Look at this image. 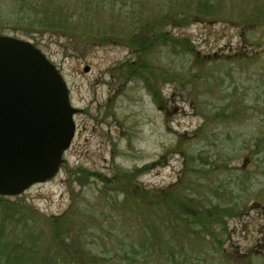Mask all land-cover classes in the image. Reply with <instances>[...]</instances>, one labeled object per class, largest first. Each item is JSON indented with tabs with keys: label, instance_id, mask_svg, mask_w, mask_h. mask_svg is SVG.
Masks as SVG:
<instances>
[{
	"label": "rangeland",
	"instance_id": "374dc122",
	"mask_svg": "<svg viewBox=\"0 0 264 264\" xmlns=\"http://www.w3.org/2000/svg\"><path fill=\"white\" fill-rule=\"evenodd\" d=\"M15 1L0 0V26L13 25ZM170 1L105 0L96 8L130 18L135 26L123 35L138 33L134 47H87L89 39L75 45L50 34L37 44L5 31L38 45L80 110L59 175L6 199L45 245L48 218L69 211L74 232L67 243L74 238L89 257L107 258L123 249L116 248L123 238L128 245L152 238L151 226L152 240L163 246L152 264H264V22L249 20L264 0H221V19L164 27L175 43L156 40L144 24L147 16L166 15ZM140 61L148 69L130 73ZM135 185L158 198L149 214L140 197L128 198ZM7 201L0 221L11 214ZM211 207L223 212L217 220L206 217ZM16 228L4 234L14 239ZM169 251L181 253L174 261Z\"/></svg>",
	"mask_w": 264,
	"mask_h": 264
},
{
	"label": "trees",
	"instance_id": "16d2710c",
	"mask_svg": "<svg viewBox=\"0 0 264 264\" xmlns=\"http://www.w3.org/2000/svg\"><path fill=\"white\" fill-rule=\"evenodd\" d=\"M222 1L225 2L226 0ZM15 2L18 12L11 13L14 19L6 17L14 20L15 24L12 23L13 25L11 26L1 24L0 34H4L5 31L10 30L13 33H17L26 39H32L35 42L42 39L45 35L50 34L51 36L66 37L75 45H78V42L82 43L83 39H89L86 45L87 47L89 45L93 47L103 46L105 44L114 45L117 43H129L130 47H134V42L139 39V37L136 36L138 33H132V36L127 38L123 35L126 29L131 30L130 28L135 26L132 25L130 27L129 21L131 20L130 18H126L125 14L106 15L98 12L96 8L99 6L105 7V0H102V2L100 1V3L95 6H93L92 0H16ZM220 2L221 0H176L174 4L170 1L169 3L174 5L172 7L169 6V12L166 15L147 16L148 20H146L144 24L155 31L156 40L173 41L175 43V39L172 38V35L170 37L168 32H161L164 27L171 26L178 28L196 19L200 20V22H206L209 21V19H221L223 18L221 17L222 15L216 13L219 11ZM116 4L117 3H111V6L116 7ZM143 6L145 7L146 5ZM95 9L97 12H95ZM253 16L254 17L249 18V20L254 21L256 25L263 24L264 5L262 7L256 6ZM245 20L247 21V18ZM94 23L97 25L93 26ZM134 23L136 24V22ZM234 23L238 24V22ZM135 28L134 32L139 31L140 25ZM37 44H39V41ZM191 51H193V49H191ZM242 55L238 56L241 57ZM238 56H234L233 58H237ZM140 62L132 66L129 65V67H131L129 72L138 73V71L148 69L146 65ZM126 178L128 181L131 180L129 176ZM138 187V185H135V187L132 186V192L129 191V196L131 197L128 198L133 200L134 198L140 197L142 202H145L144 205H146V211L149 214V206H151L153 201H157L158 198L153 195V201H151L149 192L142 189L140 190ZM127 190V186L125 188L123 187L124 192H127ZM167 192H171V189ZM161 197L164 198L165 193H161ZM6 198L7 197H0V203L4 202V200L7 201ZM129 202L130 200L127 199L126 203ZM6 204L10 205L9 212H11V214L7 213V217H2L0 221L1 234H3H0V264H102L101 262L105 264H110V262L112 264H152V258L155 257L159 247H161L159 251L163 252L162 243L152 240L156 231L150 226L149 228H151L154 234L153 235L150 231L152 238L144 236L139 237L136 243L133 241L130 245H128L123 238L118 242L116 247L118 248V246H120L123 249L117 250V252L110 254L107 258L102 260L96 256L89 257L83 250H79L78 242L74 238L71 244L69 242L67 243V240L70 238H67V233L74 232L70 222L69 211L62 216L48 218L52 228L50 229L51 235L49 237V243L45 245L43 242V233H39V229H33L32 226L28 225L27 221L25 223H20L23 218L17 215L20 213L17 204L13 203L15 204L13 205L9 200ZM25 209L27 212L33 210L25 206L22 208V211ZM207 213L206 217L209 220H217V217L223 212L217 211V207H211L207 210ZM30 214L34 215L33 212H30ZM225 214L229 215V212L226 211L223 215ZM9 215H12V217H9ZM200 219L201 218L197 216V220ZM28 220L32 221L33 218L31 217ZM198 223L201 222L198 221L197 224ZM13 225L17 227L11 230V232L16 233V235H12L14 239L4 234L5 227L9 229ZM201 225H205L204 227L206 228V223ZM18 228L23 235L18 233ZM125 238H128V236ZM128 246L129 250L124 249ZM180 253L181 252L177 254ZM177 254L169 251V259L175 261Z\"/></svg>",
	"mask_w": 264,
	"mask_h": 264
},
{
	"label": "water",
	"instance_id": "95a60500",
	"mask_svg": "<svg viewBox=\"0 0 264 264\" xmlns=\"http://www.w3.org/2000/svg\"><path fill=\"white\" fill-rule=\"evenodd\" d=\"M79 112L39 47L0 34V197L21 196L59 175Z\"/></svg>",
	"mask_w": 264,
	"mask_h": 264
}]
</instances>
